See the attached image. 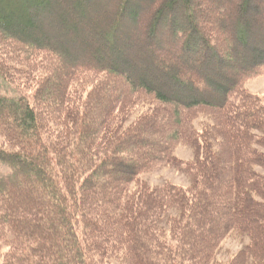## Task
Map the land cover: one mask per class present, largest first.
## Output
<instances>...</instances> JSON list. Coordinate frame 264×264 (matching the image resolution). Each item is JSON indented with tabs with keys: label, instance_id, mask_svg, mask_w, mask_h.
<instances>
[{
	"label": "trees",
	"instance_id": "1",
	"mask_svg": "<svg viewBox=\"0 0 264 264\" xmlns=\"http://www.w3.org/2000/svg\"><path fill=\"white\" fill-rule=\"evenodd\" d=\"M84 1L74 4L80 15ZM177 1L181 10L170 12ZM210 1L218 5L214 18L202 15L208 0H155L147 42L161 52L156 34H171L183 45L181 54L204 58V50L218 48L221 58H235L228 16L218 17L225 8ZM59 2L0 0V47L13 44L54 61L38 79L33 103L0 95V164L8 169L0 172V250L7 247L0 264H215L221 241L232 233L248 241L224 264H264V103L241 88L264 58L219 85L215 101L168 97L137 79L134 65L98 56L102 47L83 61L48 43L39 14L57 11ZM138 6L129 17L138 15ZM118 22L98 37L102 46L114 48ZM118 31L123 35L124 27ZM161 70L179 74L171 66ZM87 72L100 81L74 99L70 85ZM149 95L156 108L123 126L131 107ZM199 109L210 117L201 131L190 124ZM176 141L193 149L190 161L171 154ZM159 164L184 174L188 186H150L138 178Z\"/></svg>",
	"mask_w": 264,
	"mask_h": 264
},
{
	"label": "rangeland",
	"instance_id": "2",
	"mask_svg": "<svg viewBox=\"0 0 264 264\" xmlns=\"http://www.w3.org/2000/svg\"><path fill=\"white\" fill-rule=\"evenodd\" d=\"M77 1L60 0L57 11L53 8L51 13L48 11L40 12L39 23L41 24L40 31L43 33L42 37L47 38L48 43L67 50L73 58L83 61L92 59L95 48L102 47L103 52L98 56L105 57L110 63L116 57L115 61L126 68L134 65L137 79L150 84L154 88H159L168 97L183 101L191 100L196 96L207 99L211 97L215 101L220 96L219 85L228 84L238 74L239 70L247 68L248 65L251 66L253 61L257 59L264 58V0H245L246 8H243L245 4L242 0H217L225 8V13L220 14L218 17L228 16V23L232 27L231 35L235 38L237 44V55H235V58L228 57L230 60L224 56V53L221 58V51L218 48L211 51L204 50V58L200 57L201 52L187 55L186 51L181 54L183 45H180L179 41H175L171 34L166 37H162L160 33L156 34V38L159 39L158 45L162 48L161 52H158L154 43L147 42L148 37L146 34L148 31L146 30L147 26H145L155 0H127L126 4L128 6H126L119 19L116 18V12L123 0H86L82 3L86 8L84 15H80V9H74V4ZM208 2V4H201L203 7L202 15L214 18L219 13L218 5L214 1L208 0ZM135 4L140 6V10L137 11L138 15L132 18L129 17V9ZM68 8H70L72 14L65 18L62 12H65ZM178 8L181 10V3L177 1L176 5L173 4L169 11ZM117 20L119 24L117 23L116 27L114 48L110 49V46H102L98 39H104L108 30L112 28L113 24H116L115 21ZM97 22H99V25H96ZM123 27L125 32L120 35L118 30ZM242 29H246L245 35H243ZM37 37L39 38V35ZM12 46L14 45L11 44L6 49L4 45L0 47V59H2L0 60V69L4 75V77L0 75V95L26 96L33 103L38 79L44 74L45 68H49L50 62L54 64V61L43 58L42 52L29 53V51L19 49L18 46L14 47L15 50H13ZM12 56L15 57L12 58L14 60L9 61L8 58ZM170 66L179 71L177 77L172 74V76L168 75V72L161 70ZM157 69L161 72H158ZM86 75L88 78L85 77ZM79 77L80 79L70 85V92L74 99L84 98L94 80L95 83L100 81L98 76L94 79V76L88 72L80 73ZM84 77L87 79H84L87 81L86 83L82 81ZM174 77L179 81L181 79L184 82L186 81V84L179 85ZM88 79H91L92 82ZM192 84H200L204 90L199 91L196 87L193 88ZM241 88L256 95L264 103V64L256 67L254 73L249 77L242 79ZM233 97H235L234 102H236L237 97ZM143 99L131 107L130 114L123 126L131 124L146 111L156 108L157 103L153 101L152 96L149 95V97ZM162 115L161 113L160 116ZM208 122H210V117L205 111L199 109L193 115L190 124L201 131L202 126ZM173 145L171 154L177 159L188 162L193 158L194 152L189 145L182 141H176ZM0 146H5L2 138H0ZM7 171V167L0 164V172L6 173ZM138 178L150 186L161 185L164 182L182 187L188 186L185 175L167 164H159L148 171L142 172L138 175ZM134 188L135 182L129 184V189ZM76 227L78 231L82 229L81 224ZM247 241L246 237L238 236L235 233L227 235L221 241L216 252L215 264H224ZM6 249L7 247L2 245L1 255ZM93 264H95V259H93Z\"/></svg>",
	"mask_w": 264,
	"mask_h": 264
}]
</instances>
